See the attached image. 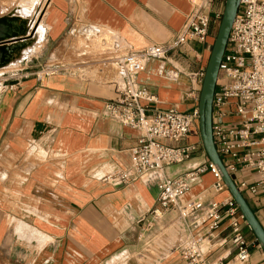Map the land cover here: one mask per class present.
Here are the masks:
<instances>
[{"label":"crops","instance_id":"obj_1","mask_svg":"<svg viewBox=\"0 0 264 264\" xmlns=\"http://www.w3.org/2000/svg\"><path fill=\"white\" fill-rule=\"evenodd\" d=\"M191 9L190 0H49L40 20L45 28L40 54L33 57L34 64L28 55L17 70L28 77L17 72L16 78L0 76V264H117L122 258L125 264H139L156 256L153 264H184L174 248L198 231L188 229L175 209L152 221L149 212L158 207L157 182H101L108 173L129 169L130 149L142 132L105 113L116 75L102 68L104 56L91 59L90 51H81L77 42L85 33L97 35L101 30L106 40L113 35L116 43L132 50L167 45ZM209 11L220 13L222 8L214 4ZM214 30L213 25L205 43L188 42L169 51L164 61L149 60L133 77L155 96V108L183 113L197 109ZM48 65L62 69L38 83L34 74ZM242 120L230 113L226 118L228 123ZM186 144H195L194 153L166 167L165 177L183 178L209 164L198 135L169 143ZM230 176L236 187L256 181L252 171L241 168ZM213 183L205 173L180 201L201 194L217 203L226 201L230 195L212 193ZM239 191L264 230V197L246 188ZM167 230L176 232V243L165 236ZM241 230L249 245L247 264H264L245 222ZM160 235L163 241L153 255L149 247ZM229 236L230 220L224 218L207 240L210 261L233 264Z\"/></svg>","mask_w":264,"mask_h":264},{"label":"built area","instance_id":"obj_2","mask_svg":"<svg viewBox=\"0 0 264 264\" xmlns=\"http://www.w3.org/2000/svg\"><path fill=\"white\" fill-rule=\"evenodd\" d=\"M190 2L192 9L184 25L167 45L132 50L114 42L100 62L102 68L116 75L111 83L113 97L104 104L105 113L123 126L142 132L137 145L130 149L129 169L108 173L101 182L114 186H126L137 180L157 182L158 207L149 212L152 221L160 220L163 212L175 209L188 229L198 231L174 248L184 264H225L222 259L210 261L205 249L208 237L220 227L224 218L230 220L229 243L235 252L233 264H247L249 245L241 230L244 220L231 197L217 203L201 194L183 203L180 201L189 192L190 184L205 173L214 178L212 193L226 191L216 167L209 163L193 169L183 178L170 179L163 174L166 167L183 163L194 153L195 144L175 147L169 143L198 135L197 109L189 113L176 108L158 110L154 107L155 96L133 80L144 71L149 60L164 61L169 51L188 42L205 43L211 27L219 25L222 12L209 10L214 4L223 10L225 0ZM61 69L48 65L34 77L41 83ZM229 113L243 120L238 124L228 123ZM211 132L214 147L229 175L239 168L255 175L254 185L248 187L241 183L237 188H246L251 195L264 197V0H240L219 65L212 99ZM147 225L151 227L150 222Z\"/></svg>","mask_w":264,"mask_h":264},{"label":"water","instance_id":"obj_3","mask_svg":"<svg viewBox=\"0 0 264 264\" xmlns=\"http://www.w3.org/2000/svg\"><path fill=\"white\" fill-rule=\"evenodd\" d=\"M239 3L240 0H225L224 2L220 23L207 59L199 92L197 129L201 146L209 163L218 170L221 182L225 186L227 193L264 254V230L221 162L214 147L211 132L212 99L218 79L219 65L225 51L232 23L238 12Z\"/></svg>","mask_w":264,"mask_h":264},{"label":"rangeland","instance_id":"obj_4","mask_svg":"<svg viewBox=\"0 0 264 264\" xmlns=\"http://www.w3.org/2000/svg\"><path fill=\"white\" fill-rule=\"evenodd\" d=\"M48 2L49 0H0V17L2 16L11 17L14 23L19 22L22 19L32 23V25L29 26L28 28L29 32L27 35H25V37L23 38H21L22 36H18V37L15 36L11 38L7 37L6 39L1 40L0 44H7V43L14 44L16 41L24 40V39L28 40L26 42H31L36 30L40 26L42 28L40 33L42 34V36L40 37L42 43L44 38L45 28L43 26V23L40 22V20H42V15H43L42 11L45 10ZM217 27L218 25H215L214 37L217 32ZM103 32L104 31L99 30V34L97 35L89 34V32L85 33V36H81L79 38L77 42V47L81 49V51L84 50V48L86 47V50L90 51L89 57L91 59L98 60L102 58V56H105L106 50L109 48V46H111V44H113L117 40L116 37H114L113 35H111V39L106 40L105 37L102 35ZM41 43L38 42L32 45L31 48L25 49L24 52L21 50L19 53L20 56L18 60H13L11 62H8L6 65L1 66L0 76L6 73L16 78L18 76L25 74V71L22 72L23 74L17 72V70H19L20 68L19 64H21V62L24 61L28 57V55L30 56L28 58V61H32L34 64L35 60L33 57H36L37 55L40 54ZM89 57H86L85 59H89ZM33 64H30L29 62V67L32 66ZM34 71H36V69L33 70L29 69L28 73ZM15 72H17L19 75L14 76ZM164 234L166 237H169L172 240V242L176 243L177 240L176 232L167 230L164 232ZM162 241H163V236L161 237V235L157 237H153L148 252L152 253L153 255H156L155 253L156 247L160 245ZM158 258L159 257L156 256L154 259H150V258L141 259L139 264H153L158 260ZM117 264H125L124 258H122L121 261L118 262Z\"/></svg>","mask_w":264,"mask_h":264},{"label":"bare ground","instance_id":"obj_5","mask_svg":"<svg viewBox=\"0 0 264 264\" xmlns=\"http://www.w3.org/2000/svg\"><path fill=\"white\" fill-rule=\"evenodd\" d=\"M31 22H27L26 20H21L19 22L14 23L11 17H0V41L6 39L7 37H18L22 36L21 38L25 37V35L29 32V26H31ZM41 26L36 30L32 41H28L27 39L18 40L14 44L7 43V44H0V67L6 65L8 62L13 60H18L19 53L22 50L24 52L25 49L31 48L32 45L40 42V37L42 36L41 33ZM22 46V47H19Z\"/></svg>","mask_w":264,"mask_h":264}]
</instances>
